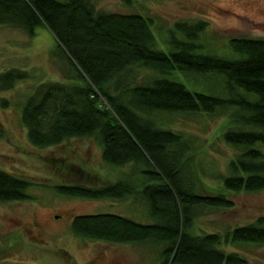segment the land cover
<instances>
[{
	"label": "trees",
	"instance_id": "16d2710c",
	"mask_svg": "<svg viewBox=\"0 0 264 264\" xmlns=\"http://www.w3.org/2000/svg\"><path fill=\"white\" fill-rule=\"evenodd\" d=\"M152 25L138 14L101 11L94 0H0V26L29 37L46 27L55 39L54 54L66 67L62 82L41 84L24 103L28 138L39 149L96 138L107 164L133 165L128 179L99 187L74 180L56 191L120 202L135 196L147 206L152 223L116 214L78 216L72 223L76 235L113 245H159L160 264H249L242 255L227 253L224 245L264 246V217L225 236L191 233L198 209L231 210L234 202L223 193L196 192L194 142L160 127L157 119L164 114L227 115L232 127L223 139L239 154L229 164L224 188L264 191V39L232 38L229 55L202 54L199 39L207 24L178 23L179 34L172 33L165 51L158 47ZM134 69L156 77L133 83ZM180 72L222 76L228 97L193 92L168 78ZM26 79L23 71L10 70L0 75V88L11 89ZM67 163L54 158L51 165L65 172L63 178L73 177L76 170ZM31 185L0 169V203L30 199Z\"/></svg>",
	"mask_w": 264,
	"mask_h": 264
},
{
	"label": "rangeland",
	"instance_id": "374dc122",
	"mask_svg": "<svg viewBox=\"0 0 264 264\" xmlns=\"http://www.w3.org/2000/svg\"><path fill=\"white\" fill-rule=\"evenodd\" d=\"M94 1L104 12L138 14L150 19L157 45L165 51H169L172 33L179 34L175 30L178 23L207 24L199 39L202 48L198 53L202 54L229 55L232 38L264 39V0ZM55 45L46 27H39L29 37L20 30L0 26V75L17 69L28 76L11 89L0 88V169L32 183L27 189L30 199L0 203V264H160L162 247L159 245H113L80 237L72 229L75 217L99 214L122 215L138 223H152L141 199L134 196L123 202L93 200L56 191V187L68 181L99 187L128 179L134 172L133 165L107 164L96 138L70 139L48 149L33 146L28 138L22 121L24 103L41 84L64 80L65 65L54 54ZM134 73L133 83L156 77L154 72L143 69H134ZM168 78L181 82L193 92L228 97L225 80L219 75L180 72ZM157 120L160 127L182 133L194 142L192 170L196 192L223 193L234 202L231 210L198 209L191 233L225 236L264 217V191L233 193L224 188L229 164L239 154L237 148L223 139L224 132L232 127L227 115L164 114ZM54 158H65L68 165L74 166L76 174L63 178L65 172H58L51 165ZM69 175H73L71 170ZM224 249L227 253L242 255L249 264H264V246L225 243Z\"/></svg>",
	"mask_w": 264,
	"mask_h": 264
}]
</instances>
